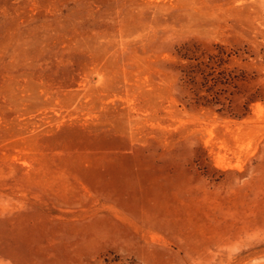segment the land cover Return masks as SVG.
I'll use <instances>...</instances> for the list:
<instances>
[{
	"label": "rangeland",
	"instance_id": "obj_1",
	"mask_svg": "<svg viewBox=\"0 0 264 264\" xmlns=\"http://www.w3.org/2000/svg\"><path fill=\"white\" fill-rule=\"evenodd\" d=\"M0 264H264V0H0Z\"/></svg>",
	"mask_w": 264,
	"mask_h": 264
}]
</instances>
